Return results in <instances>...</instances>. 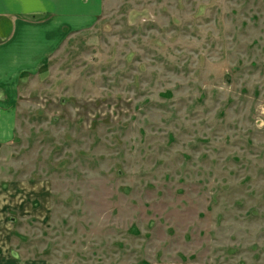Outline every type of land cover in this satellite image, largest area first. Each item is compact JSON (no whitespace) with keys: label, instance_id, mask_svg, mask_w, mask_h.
Masks as SVG:
<instances>
[{"label":"rangeland","instance_id":"rangeland-1","mask_svg":"<svg viewBox=\"0 0 264 264\" xmlns=\"http://www.w3.org/2000/svg\"><path fill=\"white\" fill-rule=\"evenodd\" d=\"M17 108L0 188L44 202L11 224L27 259L264 264V0H104Z\"/></svg>","mask_w":264,"mask_h":264},{"label":"crops","instance_id":"crops-1","mask_svg":"<svg viewBox=\"0 0 264 264\" xmlns=\"http://www.w3.org/2000/svg\"><path fill=\"white\" fill-rule=\"evenodd\" d=\"M103 5L104 0H0V146L15 136L21 80L42 71L67 37L93 28ZM35 189L27 182L0 188V264H46L25 257L11 228L41 212L36 206L44 202L34 198Z\"/></svg>","mask_w":264,"mask_h":264}]
</instances>
